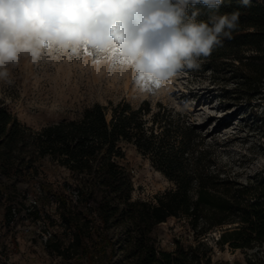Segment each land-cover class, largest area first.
I'll list each match as a JSON object with an SVG mask.
<instances>
[{"label":"trees","instance_id":"obj_1","mask_svg":"<svg viewBox=\"0 0 264 264\" xmlns=\"http://www.w3.org/2000/svg\"><path fill=\"white\" fill-rule=\"evenodd\" d=\"M237 9L239 28L202 57L196 71L208 72L226 96L259 100L260 111L254 114L264 150V0H251L247 8L239 0H225L219 11ZM123 143L148 157L174 187L154 200H132L130 176L119 163ZM220 144L208 141L185 114L165 105L152 111L147 101L137 107L96 103L77 119L38 131L20 123L0 102V169L18 177L50 157L71 174L72 182L65 185L76 192L74 200L66 191L48 187L42 195L45 202L55 196L63 228L46 247L79 264H211L212 247L204 239L213 229L220 232L214 239L218 247L262 245L264 170L239 180L218 163ZM170 218L184 219L194 241L175 240L174 249H159L150 233Z\"/></svg>","mask_w":264,"mask_h":264},{"label":"rangeland","instance_id":"obj_2","mask_svg":"<svg viewBox=\"0 0 264 264\" xmlns=\"http://www.w3.org/2000/svg\"><path fill=\"white\" fill-rule=\"evenodd\" d=\"M8 69L10 75L7 79L11 83L0 80V102L20 123L33 131L62 120L77 119L85 108L96 103L109 106L123 102L137 107L147 101L152 111L157 109V105H165L185 114L208 141H220L217 161L239 180L245 181L264 170V150L259 145L262 138L254 114L260 111L262 104L259 100L248 101L240 94L236 98H231L235 94L226 96L222 85L213 81L208 72L181 70L170 86L155 91V88L142 90V86L135 82V73L118 65L111 67L107 59L103 64L98 63L87 42H83L75 53L59 51L45 42L35 62L24 56L16 66L9 65ZM122 145L124 156L119 163L130 176L132 200H154L157 194L174 187L148 157L131 144ZM28 158L26 154L25 159ZM36 165L37 169L25 170L18 177L13 172L4 173L0 169V215L10 204L15 203L18 207L29 203L28 195L34 194L39 187L44 191L49 188L52 192L64 190L71 195L72 187L69 189L65 183H71L72 177L65 167L50 157L41 159ZM39 210L52 230L61 235L59 207L40 197ZM218 232V229H213L204 239L212 247L211 264H243L247 259L244 250L215 244ZM150 236L163 250L174 249L175 240L185 244L194 241L186 221L178 218H170L164 224L154 226ZM12 240L11 243L7 238L0 245V252L5 256L0 259V264H79L74 260H61L47 252L37 237L30 238L20 233L17 240ZM263 255V252L256 251L252 257ZM119 259L118 252L115 260Z\"/></svg>","mask_w":264,"mask_h":264},{"label":"clouds","instance_id":"obj_3","mask_svg":"<svg viewBox=\"0 0 264 264\" xmlns=\"http://www.w3.org/2000/svg\"><path fill=\"white\" fill-rule=\"evenodd\" d=\"M225 0H0V80L21 57L35 62L48 42L75 53L87 42L105 59L170 86L178 72L200 67L239 28L240 11ZM241 7L251 0H239ZM202 5L206 11L197 8ZM191 9V11H190ZM203 16V18H201ZM153 89L155 91L156 89Z\"/></svg>","mask_w":264,"mask_h":264},{"label":"built area","instance_id":"obj_4","mask_svg":"<svg viewBox=\"0 0 264 264\" xmlns=\"http://www.w3.org/2000/svg\"><path fill=\"white\" fill-rule=\"evenodd\" d=\"M43 193L44 190L39 187V190L35 191L34 194L28 195L29 203L24 204L23 206L20 204L18 207L14 203L6 207V211L0 215V228L2 229V231H0V245L2 244L3 240L6 241L7 238H9L12 243V239L16 238L17 240L18 235L21 233L24 236L30 238L37 237L42 243L44 249L49 252L46 245L50 240H54L57 233L52 230V226H50L49 222L43 218L42 213L39 210V201ZM71 196L74 200L76 198V192L72 191ZM0 198H2V194H0ZM49 199L52 205H55L56 207L58 206V202L54 195H49ZM35 211L37 212V216L32 214V212ZM58 223L60 224V219ZM54 225L56 226L57 223ZM219 236L220 232H218V235H215V239L217 240ZM256 251H261L264 253V242L260 246H255L251 249L244 250L247 259L243 264H264V255L260 256L259 258L252 257V255H255ZM51 254L63 260L61 256H58L55 253ZM4 257V254L0 252V259H4ZM217 263L218 262L215 264Z\"/></svg>","mask_w":264,"mask_h":264},{"label":"snow or ice","instance_id":"obj_5","mask_svg":"<svg viewBox=\"0 0 264 264\" xmlns=\"http://www.w3.org/2000/svg\"><path fill=\"white\" fill-rule=\"evenodd\" d=\"M135 82L138 86H142V90H152L153 88H159L160 82L154 80L151 76H145L144 74H138Z\"/></svg>","mask_w":264,"mask_h":264}]
</instances>
